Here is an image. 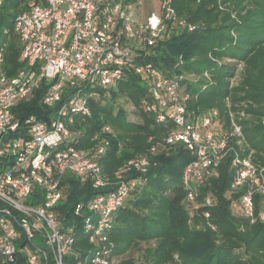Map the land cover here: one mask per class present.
<instances>
[{
  "label": "built area",
  "instance_id": "2783aa9c",
  "mask_svg": "<svg viewBox=\"0 0 264 264\" xmlns=\"http://www.w3.org/2000/svg\"><path fill=\"white\" fill-rule=\"evenodd\" d=\"M162 2L160 13L137 22L114 0H22L14 32L24 65L12 77L0 74V264H12L20 254L26 264H123L110 240L114 215L145 183L143 173L152 155L178 143L192 155L183 172L187 205L198 207L196 187L216 176L227 153L235 150L230 192L245 191L232 205L256 220L255 195L264 201V164L242 156L231 144V136L243 142L241 126L232 118L229 131L215 108L192 113L189 103L198 95L182 81L184 77L169 76L138 59L164 38L169 21L177 22L172 0ZM129 72L149 89L141 101L144 111L172 126L164 140L150 137L149 152L129 159L112 181L100 159L114 128L104 125L93 136L94 145L83 148L71 127L77 118L92 116L90 97L99 98L98 90L117 85ZM204 75L211 79L208 72ZM43 81L47 85L41 103L58 108L46 119L31 114L21 120L14 108L31 99ZM133 170L140 174L130 175ZM67 173L96 188L113 186L73 209L81 217L84 236L94 245L87 251L74 247L78 222L65 221L56 207L69 194ZM205 203L214 204V197L207 195ZM204 214L210 218V212ZM259 218L264 221V211ZM207 223L215 228L210 220ZM37 236L42 245L34 242Z\"/></svg>",
  "mask_w": 264,
  "mask_h": 264
},
{
  "label": "trees",
  "instance_id": "16d2710c",
  "mask_svg": "<svg viewBox=\"0 0 264 264\" xmlns=\"http://www.w3.org/2000/svg\"><path fill=\"white\" fill-rule=\"evenodd\" d=\"M220 1L230 2L231 7L223 8ZM171 5L177 15V22L167 24V30L173 32L171 37L141 53L139 61L169 76H195V80L182 79L198 95L190 101L189 110L198 113L217 109L229 131L234 118L241 126L243 142L231 136V144L242 156L250 155L254 163L264 164V0H172ZM10 6L18 13L23 8L22 0L0 4V36L6 19L3 9ZM0 52V74L14 76L24 65L14 25L0 42ZM226 60L236 64H226ZM205 72L211 79L204 77ZM46 85L43 81L31 99L14 108L21 120L31 114L46 119L56 111L58 106L47 107L40 101ZM108 89L110 94L104 95ZM108 89L98 90L99 98L90 97L92 116L86 120L77 118L71 128L78 146L83 148L94 145L93 136L104 125L114 128L110 145L100 159L104 174L114 181L129 159L149 152L150 137L164 140L172 123H159L144 111L141 101L149 96V89L135 73L129 72L115 89ZM124 92L137 106L139 120L131 121L123 107H113L112 103ZM109 101L111 108L106 106ZM234 151L227 153L216 176L196 187L198 207L186 204L183 172L192 155L185 146L178 143L152 155L151 165L143 173L145 183L131 192L114 215L110 240L123 264H135L130 252L139 250V264H264V221L259 218L264 201L260 194L255 195V221L234 210L232 203L245 191L240 188L230 192ZM139 174L136 170L130 172L132 176ZM64 179L69 184V194L56 207L65 221L78 222L74 247L87 251L94 245L84 236L81 217H76L73 209L113 186L96 188L72 173ZM209 194L214 197L212 205L205 203ZM207 211L208 219L204 214ZM208 220L215 224L214 229ZM12 264H26L25 257L20 254Z\"/></svg>",
  "mask_w": 264,
  "mask_h": 264
},
{
  "label": "rangeland",
  "instance_id": "374dc122",
  "mask_svg": "<svg viewBox=\"0 0 264 264\" xmlns=\"http://www.w3.org/2000/svg\"><path fill=\"white\" fill-rule=\"evenodd\" d=\"M162 1L163 0H114V3L116 5H119L120 9L123 12L131 13L135 21L144 22L148 18V16L151 15L153 12H156V13L161 12L162 3H163ZM219 5L223 6V8H229V6L231 7L230 2H227L224 4L222 1H220ZM225 10H227V9H225ZM3 11L6 12V16H5L6 19L3 20L2 25H1L2 34L0 36V42L2 40H4V36L7 33V32H5V30H8L11 27H13L15 15L17 13V11L13 8V6H10L9 8L3 9ZM179 32H180V29L176 33H179ZM172 33L173 32H171V31H167L164 35V38L162 39V42L169 39L171 37ZM224 63L234 65V64H236V61L226 60V61H224ZM1 71L2 70L0 69V72ZM183 77L187 78L189 80H195V76H193L191 74L185 75ZM204 77H205V75H204ZM113 89H115V86H113ZM109 94H110V90L108 89L106 91V93H104V95H109ZM104 95H102V96H104ZM107 97H109V96H107ZM112 104L116 110L118 109L119 106L123 107L127 111L129 119L131 121H136V120L140 119V115L138 113L137 106L131 101L130 95H128L126 92L121 94L118 97V99H115V101ZM112 104L109 101V103H107L106 106L108 108H111ZM30 200H32V196L30 197ZM34 242L36 244L42 245V240H40L38 236L34 238ZM130 256L134 257L136 259L135 264H139L138 258L140 257V250H139V252L138 251L130 252Z\"/></svg>",
  "mask_w": 264,
  "mask_h": 264
}]
</instances>
